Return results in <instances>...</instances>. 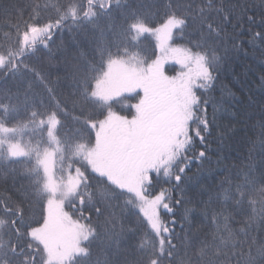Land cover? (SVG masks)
Listing matches in <instances>:
<instances>
[{"label": "snow or ice", "instance_id": "obj_1", "mask_svg": "<svg viewBox=\"0 0 264 264\" xmlns=\"http://www.w3.org/2000/svg\"><path fill=\"white\" fill-rule=\"evenodd\" d=\"M238 7L229 0H201L200 5L196 0L187 4L169 0L160 22L153 26L146 14L128 3L121 4V0H46L42 8L35 5L36 13L27 21L10 26L15 35L5 33L0 42V76L6 81L32 71L44 84L49 101L32 91L31 82L15 92L0 88V168L23 163L22 169L12 172L27 181L20 185L15 203L9 202L11 198L0 201V264H91L90 245L100 236L99 224L91 222L92 213L99 221L113 207L111 202L121 196L128 197L125 207L138 210L147 224L139 255L127 264H219L222 256L226 264L233 260L235 264H264V243L254 254L255 241L239 239L248 237L254 218L232 229L230 215L224 217L223 227L199 241L198 249L195 241L189 240L193 252H185L177 261L174 207L182 199H172L175 188L171 192L162 188L153 194V174H163L170 182L176 172L179 187L188 164L206 158L216 117L214 110L212 119L208 118L207 109L213 102L197 92L210 91L214 85L226 29L239 24L248 10L245 6L238 11ZM114 8L123 9V22L118 29L114 23L109 25L111 39H104L105 30L97 21ZM247 19L251 22L255 18ZM260 23L264 25V20ZM66 25L72 29L92 26L91 31H100L93 48V60L98 57L99 61L98 67L89 64L81 53L72 71L77 90L61 100L43 75L23 61L41 48H49L55 33ZM189 27L193 31L187 36L198 38L172 46L176 31L184 40ZM145 34L156 38L155 59L130 51ZM254 39L264 41V33H256ZM167 58L180 65L175 76L163 71ZM133 92L140 98L131 105L134 113L130 119L113 111V104ZM70 110L76 113L71 115L72 122L80 128L68 126ZM99 115L103 119L94 118ZM84 131L94 132V141ZM226 134L221 132L220 138ZM25 136L29 138L25 140ZM196 140L201 151L189 156ZM93 174L99 177L95 183ZM250 177L249 172L242 178L237 176L235 182L221 181L215 200L231 204L234 211L239 209L248 195L245 189L254 186ZM259 192L264 198V188ZM212 200L210 195L209 202ZM249 203L255 205L256 201ZM261 204L264 224V199ZM166 215L173 219H165ZM212 223L219 225L218 215L212 217ZM104 226L108 230L105 235L110 234L118 247L123 230L115 231L114 213L105 216ZM180 227L183 230L184 224ZM225 249L232 251L226 253Z\"/></svg>", "mask_w": 264, "mask_h": 264}, {"label": "trees", "instance_id": "obj_2", "mask_svg": "<svg viewBox=\"0 0 264 264\" xmlns=\"http://www.w3.org/2000/svg\"><path fill=\"white\" fill-rule=\"evenodd\" d=\"M46 0H0V42H3L5 33L15 35L14 26L18 21H27L30 15L36 13L35 5L43 7ZM189 0H173L174 4H187ZM219 0H216L218 3ZM128 3L140 12L146 14L153 26L160 22L163 13L167 10L166 5L169 0H121V4ZM207 3V0H204ZM230 4H238V11L247 7L244 19L236 24L235 27L228 26L226 29L227 38L221 42L219 55L222 60L218 65V70L214 72L216 79L210 91L200 90L197 95L202 98L210 99L213 103L207 109L208 118L211 120L215 110V121L212 129V135L208 138L209 150L206 152V158L200 161H192L188 164L184 179L179 187H176L174 179L176 172H173L172 178L164 177L161 174L157 177L153 174V194L159 192L162 188L171 190L175 188L172 196L173 200L182 199V203L174 207L176 212L174 243L177 245L176 259L183 258L185 252L191 254L199 248V241L205 236H210L215 232L218 226L223 227L226 221L225 216H231L232 222H228L232 229H239L244 226L242 222H248L253 219L249 228L248 237L241 236L239 239L254 240L253 253L260 243H264V224L261 223V197L259 190L264 188V41L254 39L256 33H264V25L260 22L264 20V0H229ZM200 5L201 0H196ZM122 8L108 14L105 18L97 21L100 29L105 30L104 39H111L107 29L111 24H115L117 29L123 22L120 16ZM42 15H47L41 11ZM253 16L254 21H248L247 17ZM92 26L87 29L82 26H76L74 29L68 25L64 29L55 33V39L47 49L41 48L35 55L29 56L23 61L29 69H35L36 72L43 75L45 81L55 88V96L64 100L69 94L77 90L76 82L72 77L73 66L78 63L81 53L89 61V64H95L98 67L99 58L93 60V48L98 39L100 31H91ZM193 31L192 27L185 30V39H179L181 33L176 31L172 46L186 45L187 39H197V35L187 36V33ZM156 38L145 34L139 41L137 47L131 48V52H140L141 56H146L149 60L156 58ZM181 70L180 65L174 59L167 58L163 64V71L167 76H175ZM0 88L11 89L13 92L17 88H23L24 85L31 82L32 91L38 97L49 101V95L45 90L44 84L40 82L32 71H23L19 77L3 80L0 76ZM23 81V83L21 82ZM126 100L112 105L113 111L121 116H127L129 119L134 113L131 105L139 100L135 92L128 93ZM142 95V93H141ZM203 107V105H202ZM107 109H104L106 113ZM71 113L68 119V126L73 129L80 128L72 122ZM95 119H103V115L94 116ZM18 119H23L19 117ZM12 124L16 120L11 121ZM193 127H195L193 125ZM227 134L220 138V133ZM85 136L90 135L94 141V132L84 131ZM29 137L25 136L27 140ZM201 151L199 140H196L195 147L188 153L189 156L198 154ZM23 163H9L0 168V201L11 198L10 203H15L18 190L22 183L12 170L22 169ZM251 173V179L254 180V186L246 188L248 195L242 207L233 210L231 204H224L223 201L215 200V193L219 189L221 181H236V177L241 178ZM58 174V173H57ZM93 182L99 179L93 174ZM210 195L213 197L209 202ZM127 196H121L111 203L112 208L107 209L105 216L109 212L115 214V231L122 234L119 240V246L111 239V235H105L108 231L104 226L105 216L99 218L92 213V224H99L100 236L91 242V264H127L139 255L138 246L141 238L147 231V224L143 221L142 215H138V210L131 206L125 207ZM256 201L255 205L249 203ZM253 207L255 213H253ZM185 209L191 211L185 212ZM66 211L71 213V208L66 207ZM239 212V214H237ZM87 215V210H85ZM39 217V208L36 211ZM79 213L73 216L77 218ZM187 215V220L184 219ZM218 215L219 225L212 223V217ZM165 219L171 220V215H166ZM81 223H84L81 220ZM184 224L183 230L180 225ZM111 227V226H109ZM194 240V248L188 246V241ZM245 251L248 245L245 244ZM238 250V249H237ZM232 249H225L226 253ZM167 264V262H166ZM219 264H226L225 258H220ZM235 264V260L231 261Z\"/></svg>", "mask_w": 264, "mask_h": 264}, {"label": "rangeland", "instance_id": "obj_3", "mask_svg": "<svg viewBox=\"0 0 264 264\" xmlns=\"http://www.w3.org/2000/svg\"><path fill=\"white\" fill-rule=\"evenodd\" d=\"M170 77V76H169ZM74 219V218H73Z\"/></svg>", "mask_w": 264, "mask_h": 264}]
</instances>
